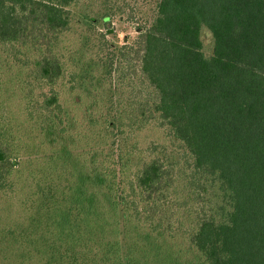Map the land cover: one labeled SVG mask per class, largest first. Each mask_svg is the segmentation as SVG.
Returning a JSON list of instances; mask_svg holds the SVG:
<instances>
[{"label": "trees", "instance_id": "obj_1", "mask_svg": "<svg viewBox=\"0 0 264 264\" xmlns=\"http://www.w3.org/2000/svg\"><path fill=\"white\" fill-rule=\"evenodd\" d=\"M83 1L0 0V44L40 55L32 73L49 88L38 113L43 130L62 123L56 87L66 66L56 43ZM155 10L110 66L109 76L129 83L115 121L121 139L158 122L183 154L177 163L140 160L122 192L116 180L127 168L118 172L112 160L68 177L60 190L52 158L48 172L31 175L27 202L36 206H23L42 214L34 231L49 237L39 233L22 264H264V0H158ZM205 29L214 38L210 57ZM5 129L0 198L14 190L21 164ZM111 213L120 220H106ZM181 214L186 220L175 226Z\"/></svg>", "mask_w": 264, "mask_h": 264}, {"label": "rangeland", "instance_id": "obj_2", "mask_svg": "<svg viewBox=\"0 0 264 264\" xmlns=\"http://www.w3.org/2000/svg\"><path fill=\"white\" fill-rule=\"evenodd\" d=\"M157 1L85 0L73 8L71 28L56 43V53L66 66V74L56 87L64 109L62 119L57 121L62 123L53 130H43L42 119L38 118L49 94V88L38 81L36 72L32 73L39 52L23 49L22 55L17 56L0 44V130L12 132L13 147L19 145L21 149L14 190L0 198V264H22L23 254L27 256L36 250L34 242L39 233L47 236L34 231L37 217L44 219L42 214L32 215L23 206H36L27 202L34 190L31 175L48 172L52 158L60 190L67 186L68 177L73 179L82 170L105 169L112 160L119 172L122 164L126 172L121 174V181L116 180L122 186L121 192L128 186L123 176L131 180L141 167L140 160L149 161L157 155L173 163L179 161L183 150L160 123L151 122L140 132L121 139V123L115 121L121 104L129 99V83L121 82L117 74L109 76L110 66L117 62L124 45L137 40L138 28L152 22ZM106 17L109 20L105 23ZM202 42L205 56H212L214 38L206 29ZM32 114L34 121L26 117ZM103 203L106 204L104 195L98 198V206ZM110 219L118 221L120 217L111 213L106 216V220ZM185 220L181 214L175 219V226ZM38 258L42 263L45 260L41 255Z\"/></svg>", "mask_w": 264, "mask_h": 264}]
</instances>
